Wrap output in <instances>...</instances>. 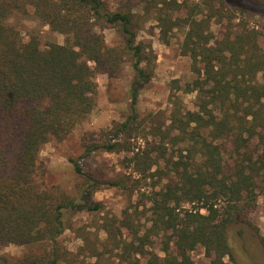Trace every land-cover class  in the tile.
I'll return each instance as SVG.
<instances>
[{
  "label": "trees",
  "instance_id": "trees-1",
  "mask_svg": "<svg viewBox=\"0 0 264 264\" xmlns=\"http://www.w3.org/2000/svg\"><path fill=\"white\" fill-rule=\"evenodd\" d=\"M166 2L173 14L188 8V0ZM196 15L156 17L165 40L173 28H189L183 48L197 73L187 84L188 92H198L196 109H183L174 98L169 131H153L163 139L175 132L172 139L184 145L169 155L165 143L148 139L139 120L140 91L152 72L144 67L146 48L138 41L131 9L113 10L105 0H0V264H59L63 253L57 238L68 228L67 211L100 210L91 195L103 184L123 189L132 200V182L148 186V179L157 181L141 192L143 203L105 223L102 249L85 237L82 249L94 260L79 264H131L140 257L147 264H197L192 252L199 245L211 264H228L226 257L234 259L230 229L237 223L253 226L264 249V235L250 219L264 181L262 36L241 27L215 39L209 21ZM22 18L49 25L65 35L64 43L43 44L35 30L26 39ZM106 27L115 30V45L109 46L99 30ZM123 61L134 73L129 115L114 124L113 137L89 147L86 155L96 149L131 152L128 162L141 178L129 174L102 181L71 158L75 172L89 182L82 183L80 195L46 187L42 146L65 139L89 117L96 74L113 75ZM140 139L144 146H137ZM8 243L52 247L12 260L1 254Z\"/></svg>",
  "mask_w": 264,
  "mask_h": 264
},
{
  "label": "rangeland",
  "instance_id": "rangeland-1",
  "mask_svg": "<svg viewBox=\"0 0 264 264\" xmlns=\"http://www.w3.org/2000/svg\"><path fill=\"white\" fill-rule=\"evenodd\" d=\"M105 1L113 10L131 9L136 14L135 30L138 34V41L142 42L146 48L147 58L144 67L152 72V76L140 91L138 100L139 120L143 124V133L147 134L152 142L165 143L164 147L167 148L165 153L169 155L179 153L180 147L184 145L178 142L177 138L172 139L175 132L169 138L163 139L161 132L154 134L153 131L157 127L165 132L169 131L174 98L178 100L183 109H196L198 92H188L187 84L197 77V73L194 70L192 56L186 54L183 48L189 28L177 26L168 32V40H165L161 31L163 27L156 17L161 14L166 16L167 13L177 18V16L183 17L189 12L196 11L199 20L209 21L215 39H222L229 33L240 32L241 27H246L259 31L262 36L259 43L264 48V0H226V2L223 0H188L187 10L175 14L167 9L166 0H159L161 2L157 6H152L145 0ZM177 2L183 3V0H177ZM12 22L15 21L12 20ZM21 23H23L21 29L26 39L28 38L27 33L35 30L41 35L43 44L47 42L64 43L65 41V35L52 31L49 25H44L38 20L22 18ZM99 30L105 36L109 46L117 43L118 37L114 29L106 27ZM133 74L128 61H123L120 70L113 75L107 72L96 74L95 107L89 117L65 139L60 141L52 139L45 143L39 152L46 187H55L72 197L80 195L82 183L89 182L75 172L71 158L78 160L88 174L102 181L129 174L133 180L141 178L137 172H134L133 165L128 162L127 158L132 155L131 152H109L96 149L86 155L89 147L113 137L114 124L124 121L129 115ZM140 145H145L141 139L137 146L140 147ZM153 153L156 155L159 151L154 150ZM229 154L228 150L226 157H229ZM161 165L165 166L163 162ZM156 181L155 179L150 182L148 179V186L143 180L139 183L132 182V200L123 189L103 184L91 195L92 201L101 203L100 210L67 211L65 220L68 228L57 238L56 248L58 247L63 253L59 264H79L94 260L88 256V250L82 249L87 247L85 237L97 242L102 249V243L107 236L104 227L108 219L122 217L129 206L143 203L141 192L149 191L150 185ZM258 190V204L251 212L250 219L264 235V181L260 182ZM123 231L127 234L125 229ZM255 231L253 226L242 223L231 227L230 238L234 259L226 257L228 264H264V249ZM51 247L50 244L8 243L1 248V254L16 260L26 255L42 254L45 252L44 249L49 250ZM192 257L197 264H211V259L202 245L192 252ZM123 264L130 263L124 262ZM131 264H147V260L140 257L137 263Z\"/></svg>",
  "mask_w": 264,
  "mask_h": 264
}]
</instances>
